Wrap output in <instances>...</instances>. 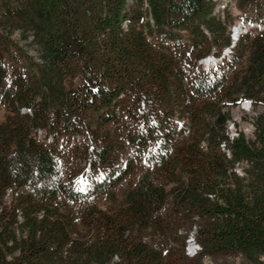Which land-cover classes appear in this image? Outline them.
Wrapping results in <instances>:
<instances>
[{
	"label": "trees",
	"instance_id": "obj_1",
	"mask_svg": "<svg viewBox=\"0 0 264 264\" xmlns=\"http://www.w3.org/2000/svg\"><path fill=\"white\" fill-rule=\"evenodd\" d=\"M217 4L0 0V264H264V115L228 128L264 103V28L204 69L232 43Z\"/></svg>",
	"mask_w": 264,
	"mask_h": 264
},
{
	"label": "rangeland",
	"instance_id": "obj_2",
	"mask_svg": "<svg viewBox=\"0 0 264 264\" xmlns=\"http://www.w3.org/2000/svg\"><path fill=\"white\" fill-rule=\"evenodd\" d=\"M218 2L217 7L215 9L216 13H218L223 19H227L230 22V27L237 24L238 22H243V24H248L250 21L243 20L244 15H253L255 11L250 8L241 7L240 2L238 0H216ZM253 23V22H250ZM9 31L8 26L0 25V32ZM11 37L19 43L24 49H26L33 57L36 58L39 62H42V52L38 43L35 41L34 34L29 32L26 36L18 29H13L9 32ZM233 51V50H232ZM231 53H228L230 56ZM247 104L241 106H235L232 108V117L235 120H232L228 124L229 131L233 136L236 134V131L241 130L247 138L254 139V118L256 115L263 113L264 115V103L259 104L256 108L253 107L252 102L250 106ZM5 108L3 105H0V121L3 120L5 116ZM193 230V229H192ZM193 234L190 233L188 237V241L192 239ZM195 244L194 249H197V243ZM192 255V253L188 254ZM215 262L216 264H241L246 263L247 261L242 258L240 255H221L216 257L206 256L203 259L204 264H212Z\"/></svg>",
	"mask_w": 264,
	"mask_h": 264
},
{
	"label": "water",
	"instance_id": "obj_3",
	"mask_svg": "<svg viewBox=\"0 0 264 264\" xmlns=\"http://www.w3.org/2000/svg\"><path fill=\"white\" fill-rule=\"evenodd\" d=\"M241 23L239 22L238 24H237V26H235L236 27V32H241V30H242V27H241ZM217 60V58H212V57H209V58H207V59H204L203 60V62L206 64V65H209V64H211V63H213V62H215ZM192 238H193V236H192ZM194 243H193V241H191V243H189L188 244V253H191V251L194 249Z\"/></svg>",
	"mask_w": 264,
	"mask_h": 264
},
{
	"label": "bare ground",
	"instance_id": "obj_4",
	"mask_svg": "<svg viewBox=\"0 0 264 264\" xmlns=\"http://www.w3.org/2000/svg\"><path fill=\"white\" fill-rule=\"evenodd\" d=\"M229 53H233L232 49L229 50ZM228 55V54H227ZM198 247V246H197ZM199 248V247H198Z\"/></svg>",
	"mask_w": 264,
	"mask_h": 264
},
{
	"label": "built area",
	"instance_id": "obj_5",
	"mask_svg": "<svg viewBox=\"0 0 264 264\" xmlns=\"http://www.w3.org/2000/svg\"><path fill=\"white\" fill-rule=\"evenodd\" d=\"M196 246H199V245H196Z\"/></svg>",
	"mask_w": 264,
	"mask_h": 264
}]
</instances>
